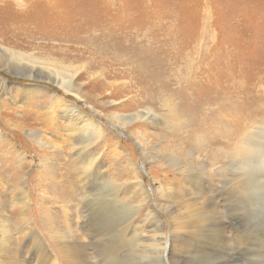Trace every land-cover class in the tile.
Returning <instances> with one entry per match:
<instances>
[{"label":"rangeland","instance_id":"obj_1","mask_svg":"<svg viewBox=\"0 0 264 264\" xmlns=\"http://www.w3.org/2000/svg\"><path fill=\"white\" fill-rule=\"evenodd\" d=\"M3 1L4 9L20 7L25 13L0 18V240L2 234L6 238L0 249H12L5 260L38 264L30 243L20 239L24 229L32 230L55 256L57 231L91 248L85 234L89 224H83L84 199L108 188L117 190L122 216L126 207L140 206L128 225L130 236L141 239L130 246V261L124 264H151L146 250L156 244L148 241L155 228L162 229L155 264H260L249 251L241 261L224 260L235 249L234 238L264 231V163L262 154H256L264 146V0H13L17 7ZM13 30L23 31L22 36L11 38ZM13 49L26 55L18 67L25 68L28 59L44 66L41 60L53 56L73 62L64 68H84L72 71L76 92L66 93L37 68L10 72L5 65L16 62L2 52ZM127 62L140 65L146 77L126 71ZM53 95L90 119L102 132L101 140L91 141L92 132H82L80 120L66 116ZM50 109L57 112L52 121L46 118ZM115 114L126 125L109 119ZM169 114L179 124L175 129L160 120ZM225 129L235 130V145H248L253 157L239 152L229 158L231 146L219 136ZM215 137L218 141L211 142ZM78 147L91 153L86 164L94 170L88 177L80 171ZM180 168L196 172L197 183ZM233 179L246 180L250 189L240 211H232L224 194ZM20 182L25 187L23 209L16 205ZM159 186L174 192L170 203L160 199ZM137 190L147 197L141 204ZM181 192L191 197L183 199ZM188 199L209 203L211 210L215 206L222 220L231 211L241 219L239 225L222 227L215 241L199 243V253L179 257L169 216L181 215ZM148 210L160 224L147 219ZM125 220L121 214L115 217L119 224ZM85 253L89 264L96 263L98 255Z\"/></svg>","mask_w":264,"mask_h":264},{"label":"bare ground","instance_id":"obj_2","mask_svg":"<svg viewBox=\"0 0 264 264\" xmlns=\"http://www.w3.org/2000/svg\"><path fill=\"white\" fill-rule=\"evenodd\" d=\"M11 1L12 2L8 1L9 4L11 3L15 7H17V4H18V3H16L17 1L16 2L13 1V0H11ZM3 4H4V1L0 0V18L4 15V13L9 15L10 18H11V16H14V15H25L24 11L19 9L20 7L17 8V9H15V8H13V9H11V8L4 9L3 8L4 7ZM10 10H14V11H10ZM19 12H22V13H19ZM17 26H19L21 28L24 25L20 24V25H17ZM14 29H16V28H14ZM22 34H23V31L21 33H18V32L15 33V30H13L10 33V37L14 38V39H19L22 36ZM89 43L90 42H87V40L85 41V45H88ZM92 44H93V41L89 45L92 46ZM85 47H87V46H85ZM143 55H145V53H143ZM2 56L3 57H7V58L10 57V59H14V61L16 62L14 64V67H11V66L8 67V66L5 65V67L10 72H12L14 74L15 73H20V72L15 71V70H16V68H18L19 70H21V68H22L23 70H29L28 72L32 73L33 72L32 69L33 68H37L38 72L40 74H43L44 76L48 75L47 78L48 79H52L54 84L59 85L60 87H62L65 90L66 93H68V92L69 93L70 92H76V88L74 87V84H73L74 75L72 74V71H75L74 73H76L78 69H84V68H77L76 70H74L73 68H68V67L64 68L63 67L64 65L69 64V67H70L73 62L71 60H69V59L64 58V57L57 58V57H53V56H47L46 58L43 59V61L41 60V62L44 63V66L38 64L37 59H35V60L28 59L24 63L31 64V69H29L30 65L28 66L27 64H26L25 68L18 67L17 63L23 62V58L22 57L26 56V55L25 54L18 55L15 52V49L11 50V54H6L3 51L2 52ZM181 59H183V58H181ZM183 60H185V59H183ZM130 62L125 63V66L128 67V69H130V70H126V71H129L132 74H135L136 76L138 75L137 77L145 78L146 74H145L144 69L142 68V70H141L139 68L140 65H139L138 68H135V67H133V64L130 63ZM35 64H38L39 67H36ZM1 65L4 66L3 63ZM15 65H17V66H15ZM19 65L20 66L23 65V63H20ZM6 73H8V72H6ZM38 74H36V75H38ZM87 77H89V76H87ZM112 85H114V84L112 83ZM15 89L17 91H20L22 89V87L19 86V87H16ZM9 90L10 89H8L7 91H9ZM161 90H163V89H161ZM41 91H42L41 93L44 96L49 97V95H48L49 93H47V91H44V90H41ZM163 93H165V91ZM158 95H160V93L159 94L157 93L156 97ZM162 96H164V95H162ZM53 97H55L57 99V101H55V100L54 101L57 102V104H59V107H62L64 109L63 111H66L65 112L66 116H68V117L75 116L76 119L80 120V121H78L77 124L81 126L82 132H84V133H89L90 131L92 132L91 134H93V135H91V134L88 135L91 138L90 139L91 141L92 140L95 141L96 138L97 139L99 138L98 136L101 135L102 132L98 128L92 127L93 126L92 125L93 122L90 119H84L85 115L83 116V114L80 113V110H78L71 103L70 104L69 103H65L64 101L58 99L57 96H55V95H53ZM51 99H53V98H51ZM165 101H167V104H168V100H165ZM55 102H54V104H55ZM50 105H53V104L50 103ZM63 111H61V112H63ZM56 115H57V112L55 110H53V109H50L46 113V118L50 119L52 121V120H54ZM173 115L174 114H172V115L169 114L167 116L168 117L167 120H164V119H160V120L163 123H165V124L172 125V129H175L176 127L179 126V124H177V121H175L176 118ZM136 117H138V116L136 115ZM109 119L110 120H114V122L119 124L120 126L126 125L125 123H123V119L121 118L120 115H116V114L112 115V116L109 117ZM171 121H175V122H171ZM75 130L76 129H74L73 125H71V127L69 128V131L73 133ZM232 133H235V130L227 131L225 129L222 133L220 132V135H219L220 138H225L229 142V144L231 146V148H230V157L229 158H234L235 154L239 153V152H241V154L244 153L245 155H250L249 153H253V152H250L249 150H247L249 148L248 145H239V146L237 145L236 146L235 142H234V135H233V138H231V136H232L231 134ZM249 134H251V133L249 132ZM251 135H250V137H251ZM132 137H134V136H132ZM252 137H254V135ZM246 138H249V137H246ZM85 139H86V137H85ZM218 139L219 138L215 137V138L210 139V141L211 142L213 141V143H214V142H217ZM240 141H241V139L238 141V143ZM236 143H237V141H236ZM249 146H252V145L249 144ZM84 148L85 147H82V149H80L78 147L76 156L78 158L77 162H78V165L80 166L81 173H83V174L85 173L86 175H84V176L88 177V176H90V174L93 173L94 169H92L93 167H92V164L90 162H89V164H86V160L87 161L91 160L90 159L91 153L89 151H87V153L85 154V151H83ZM257 148H258V146H257ZM260 149H259L258 152H256V154H262L261 155L262 162L264 163V146H263V148H260ZM214 151H215V149H214ZM255 151H256V149H255ZM82 155H86L87 159H82V157H81ZM246 157H248V156H246ZM249 157H253V156L250 155ZM22 158H23V156L21 155V159L20 158L19 159L22 160ZM226 160H228V159H226ZM231 161H232V159H231ZM230 164H232V162H230ZM227 167H228V165H227ZM180 172L182 174L185 173L184 176L187 175V177L191 179L190 181L192 182V184H196L197 183V182L194 181L198 177L196 172H193L192 170H190V171L187 170L186 171L187 173H186L184 168H180ZM83 174H82V178L85 179L83 177ZM187 177H185V178H187ZM82 178L80 180H82V182H83ZM241 181L242 182H239V181H236V180L233 179V181L228 183L227 187L225 188L224 194L226 195V201H227L226 203L228 204V206H230L233 209L232 211H238L239 210V207L244 202H246V197H245L246 193L248 191H250L248 182L246 180H241ZM104 182H105L104 186L107 188L109 183L106 182V181H104ZM160 185H164V183L160 184ZM210 186H211V184H210ZM109 187H111V186H109ZM116 192H117V190H115L113 192V190H109L107 188L106 192H104L105 194H100V195L99 194H97V195H95V194L93 195L92 194L93 196L91 198H87L86 197L84 199V207H85V216L84 217L86 219L83 221V224L84 223L86 225L89 224L88 232L86 231L85 234L90 239L91 248L82 247L81 245L78 244V242H76V238L73 235L71 237L68 234H64L63 230H62L63 232H58V231L54 232V234H55L54 237L56 238V241L60 240L59 242H56L57 243V245H56L57 249L55 250V252H56L57 256H55L53 254V252H50L48 250L47 246L44 245L40 241L41 239H39V237H37L36 234H34L32 230L24 229V231H22V235L20 236V239L21 240H23V239L27 240V242L30 243L29 246H31L33 254L35 255L36 260L38 261V264H89L88 263L89 261H88V258H87V254L88 253H85V251H91V252H94L96 255H98L97 261L95 260L96 263H90V264H124V262L130 261V256H131V254H130V246L133 245V243L135 242L136 238L138 240L141 239L138 236V234H136V233H135L136 234V238L135 239L130 236V235H133V234H131V230H130V227L128 225V224H130V223H132L134 221L132 218H133L134 214L138 211L140 206H133L134 208L132 206L131 207H126V210H127L126 211V215L122 216V212L119 211V210L121 208H124V207H123V204H121L118 201L119 199H117V197H115L116 194H117ZM142 192L143 191H140V190H137V192H136L137 193L136 195L138 197V200H139L140 204L143 203L144 200H146V198H147ZM157 192L159 194L160 199H162L163 201H165L167 203H170L173 200V195H174L173 193L174 192H172L170 189L162 188L161 186H159V189H158ZM188 193L181 192V194H178V196H181L184 199L185 197H188V195L190 196V194H188ZM248 194H249V192H248ZM17 195L20 198V199H16L17 202H19V203H16V205L18 206L17 208L23 209L25 207V205H26V202H25L26 199H25V187H23V183H21V182H20V185L18 186V189H17ZM194 195H196V194H194ZM197 197L195 196V198H196L195 200L198 199ZM101 199H103V201ZM187 202L188 203H186L185 206H183V210L180 212L181 215H176V214L172 215V213H171V216H169V217H171L170 218V223H171V227H172V229L170 228L171 229V237L174 239L173 241H175L174 246H175V250L179 254L177 256H179V257H181V255L185 256V254H187V253H190L191 255L195 254V253H199V251H201V248L199 247V243L206 242V244H207V243L211 242L212 240L215 241L216 239H218L217 238V233L219 231H221V229H223L225 227V225L229 224L231 226V225H234V223H237V225H239V221L238 220H240L241 218L238 219V212L237 213L236 212L233 213L231 211L228 214V217H226L227 219L222 220L223 218H221L220 212L216 211V207L215 206H214V209L211 210L210 209L211 207L209 206L210 205L209 203H205L204 202V205H200V202H197V201L194 202V201H191L189 199L187 200ZM185 207H186V210H185ZM167 208H170V206H167ZM240 209H242V208H240ZM120 214H121L122 220H123V218L124 219H129V220H125V221H128L126 224H122V222H120V224H119L118 221H115V217L119 216ZM24 219L26 220V217H24ZM147 219L154 221L155 224H160L161 223L159 218L153 212H151V210H148V212H147ZM20 220L23 221V219H20ZM256 221H258V220H256ZM146 222H147V220H146ZM28 223L29 224H27V225L29 226L30 222H28ZM260 223H262V222H260ZM53 224H54V222H53ZM161 230H162L161 228H159V229L155 228L154 230L149 231V234L150 233H153V234L150 237L148 236L149 237L148 241H153L154 243H156V244H153V245H149V244L147 245L148 250H146V252L149 253V260H150L151 264H155V260H156L155 259L156 256L154 255V252H156L155 250H158V247L161 248V241L159 239V237L162 235ZM247 230L248 229H246V232H247ZM146 232H148V231H146ZM241 233H243V232H241ZM247 234H248V232H247ZM247 234L245 233V234H243L245 236H237L236 238H234L235 249H233V251L232 250L229 251L227 259L224 260L225 263L232 262V261L235 260V258H236L235 261H238V260L241 259V256L243 258H246V257H244L245 255H249L250 256V254L247 253L249 251V252L254 253L255 256H257L259 258V260L261 261L260 264H264V231H262L261 233L254 232V233H250L248 235ZM157 236H159V237H157ZM205 237H207V238H205ZM5 239H6L5 236L2 234L1 235V240H0L1 245H3V242H5ZM11 246H12V244H11ZM213 246H217V245L213 244ZM170 248L173 249L172 247H170ZM204 250H205V248H203L202 251H204ZM11 252H12V249H11V251H8V252H7V248L5 250L0 249V264H14V263H12L13 261L12 262L9 261L10 262L9 263V262H7V260H5V256H7V257L11 256V254H10ZM121 252H124L123 256L121 255ZM8 254H10V255H8ZM158 255L160 257L159 259H161V255L160 254H158ZM224 255H226V254H224ZM252 257L254 258V256H252ZM91 258H93V257H91ZM12 260L17 261V259H14V257H12ZM188 261H190V260H188ZM256 261H258V260H256ZM249 263H251V262H249ZM22 264H28V263H27V261L25 259H23L22 260Z\"/></svg>","mask_w":264,"mask_h":264}]
</instances>
